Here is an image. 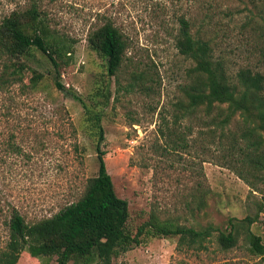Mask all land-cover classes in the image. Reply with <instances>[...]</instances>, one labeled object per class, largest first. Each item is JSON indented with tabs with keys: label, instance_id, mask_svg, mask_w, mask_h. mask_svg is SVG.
<instances>
[{
	"label": "rangeland",
	"instance_id": "1",
	"mask_svg": "<svg viewBox=\"0 0 264 264\" xmlns=\"http://www.w3.org/2000/svg\"><path fill=\"white\" fill-rule=\"evenodd\" d=\"M29 3L0 0V23ZM199 8L194 0H44L52 28L71 51L59 78L66 90L56 87L58 75L39 52L11 57L12 69L5 68L8 58L0 57V75L4 70L7 79L2 84L0 78V255L10 240L14 208L29 223L54 216L80 199L98 174L99 137L89 121L96 113L105 132L106 166L118 196L129 203L134 234L154 218L225 230L231 219L255 215L263 194L252 192L222 161L223 147L200 145L196 118L175 122L193 66L179 52L177 37L179 18L186 15L194 33L200 30L212 41L231 77L246 68L264 74V0H214ZM108 19L129 44L111 78L107 61L88 42ZM36 74L43 75L38 84ZM241 125L237 117L231 128ZM251 229L264 244V212ZM141 238L113 264L264 263L249 253L243 237L228 251L219 248L216 235L204 250L181 247L178 236ZM18 264L57 262L24 251Z\"/></svg>",
	"mask_w": 264,
	"mask_h": 264
},
{
	"label": "trees",
	"instance_id": "2",
	"mask_svg": "<svg viewBox=\"0 0 264 264\" xmlns=\"http://www.w3.org/2000/svg\"><path fill=\"white\" fill-rule=\"evenodd\" d=\"M212 1L194 0V5L202 9ZM249 2L255 4L256 0ZM43 4L44 0H30L26 8L14 10L2 19L0 57L8 60L17 56L33 58L37 51L58 75L54 82L56 87L66 90L59 78L63 57L71 51L52 28ZM206 22L207 17L203 24ZM179 24L177 48L193 66L184 89L186 100L179 102L180 116H176L175 122L187 117L196 118L200 125V145L222 146L225 151L221 155L222 161L248 184L252 192L261 193L264 198V74L246 68L241 69L236 78L231 77L225 61L216 57L212 41L203 37L200 30L194 33L192 19L181 16ZM88 42L107 61V76H116L129 48L126 34L113 19H108L89 35ZM5 68L15 67L9 60ZM42 77L36 74L34 84ZM0 78L2 84H6L4 70ZM71 95L84 104L80 96ZM237 117L242 125L233 130L231 124ZM90 120L94 121L99 137L98 174L88 180L80 199L54 216L29 223L14 208L9 222L10 240L0 255V264H18L24 251L34 258H56L57 264H113L116 257L141 244L143 235L178 236L181 247L198 250H204L207 242L216 235V242L223 251L236 247L243 237L249 253L264 259L262 239L251 229L264 212V201L258 202L259 210L255 215L231 219L225 230L213 224L194 227L154 218L134 234L129 228V203L118 196L104 159L102 117L96 113ZM203 205L200 202L199 208Z\"/></svg>",
	"mask_w": 264,
	"mask_h": 264
}]
</instances>
